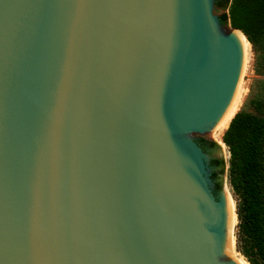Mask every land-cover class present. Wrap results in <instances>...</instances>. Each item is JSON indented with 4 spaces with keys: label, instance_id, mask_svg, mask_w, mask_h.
Instances as JSON below:
<instances>
[{
    "label": "water",
    "instance_id": "95a60500",
    "mask_svg": "<svg viewBox=\"0 0 264 264\" xmlns=\"http://www.w3.org/2000/svg\"><path fill=\"white\" fill-rule=\"evenodd\" d=\"M214 1L0 0V264H235L183 138L246 54Z\"/></svg>",
    "mask_w": 264,
    "mask_h": 264
},
{
    "label": "trees",
    "instance_id": "16d2710c",
    "mask_svg": "<svg viewBox=\"0 0 264 264\" xmlns=\"http://www.w3.org/2000/svg\"><path fill=\"white\" fill-rule=\"evenodd\" d=\"M221 24L246 37L255 53L260 95L251 111L238 112L222 136L229 152V182L236 199L237 252L249 264H264V0H215Z\"/></svg>",
    "mask_w": 264,
    "mask_h": 264
},
{
    "label": "bare ground",
    "instance_id": "6f19581e",
    "mask_svg": "<svg viewBox=\"0 0 264 264\" xmlns=\"http://www.w3.org/2000/svg\"><path fill=\"white\" fill-rule=\"evenodd\" d=\"M232 35L235 37L239 45L242 47L244 52L246 53L243 59L240 62V71L239 76L237 78V83L231 97V100L221 115V117L216 121L213 127L209 131L210 138L216 140L221 143L220 139L226 129L229 126V123L233 119V117L238 113L242 106V100L244 95L243 88V77L246 76V72L248 70V61H249V42L243 33L233 32ZM221 145H224L221 143ZM224 207L226 208L227 204V257H229L235 264H248L243 257L236 250L235 246V232L237 226V216L235 213V204L230 195L228 189L225 187L224 191Z\"/></svg>",
    "mask_w": 264,
    "mask_h": 264
},
{
    "label": "flooded vegetation",
    "instance_id": "af4514ba",
    "mask_svg": "<svg viewBox=\"0 0 264 264\" xmlns=\"http://www.w3.org/2000/svg\"><path fill=\"white\" fill-rule=\"evenodd\" d=\"M216 12H218V17L222 14V11L215 7ZM184 139H188L194 146V151H198L199 154L197 158L201 160L203 166V176L202 184L197 183L196 196L198 201L201 199L199 191L206 189L208 193L216 200L218 196V191L222 186L223 174H224V164L223 159L220 154L217 153L218 141L210 138L209 134L192 132L185 136ZM191 152V151H189Z\"/></svg>",
    "mask_w": 264,
    "mask_h": 264
},
{
    "label": "rangeland",
    "instance_id": "374dc122",
    "mask_svg": "<svg viewBox=\"0 0 264 264\" xmlns=\"http://www.w3.org/2000/svg\"><path fill=\"white\" fill-rule=\"evenodd\" d=\"M222 25H224V24H222ZM249 54L250 55H249V61H248V70L246 72V76L243 77L244 78L243 79L244 95H243V100H242V106L238 112H240V111L250 112L251 111V107L249 105V102L252 99H254L260 95V82L263 80V78L256 71L255 53H254L250 43H249ZM220 141L223 144L222 137H221ZM215 143L219 147L217 149V153L222 156L223 164H224V174H223L222 186L218 191V196H221L222 193L224 194L225 187H226L228 189L230 195L232 196L233 201H234L235 213H236V199H237V197L234 195V192L232 191L231 186H230V182H229V152H228L227 147L225 145H221V143L219 144L217 142H215ZM226 209H227V204H226ZM237 224H238V220H237ZM236 233H237V228H236V232H235V246H236V250H237ZM240 256L242 257L241 254H240ZM225 261H226V259L223 262H225Z\"/></svg>",
    "mask_w": 264,
    "mask_h": 264
}]
</instances>
